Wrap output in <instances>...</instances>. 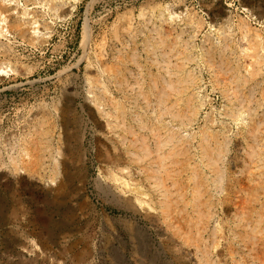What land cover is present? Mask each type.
Masks as SVG:
<instances>
[{
    "label": "rangeland",
    "instance_id": "rangeland-1",
    "mask_svg": "<svg viewBox=\"0 0 264 264\" xmlns=\"http://www.w3.org/2000/svg\"><path fill=\"white\" fill-rule=\"evenodd\" d=\"M5 1L17 4L21 14L16 18L26 22L25 27L36 25L38 33L35 36L32 29L24 35H0V264H264V232L256 233L259 245L245 242L264 213V0ZM10 24L15 29V23ZM158 32L187 51L192 60L173 55L171 67L196 77L189 92L206 103L193 124L184 127L165 115L166 124L180 128L184 136L199 134L208 123L220 139L228 135L222 137L228 143L219 162L226 191L212 188L216 206L202 215V237L196 230L186 235L175 219L165 221L158 207L139 206L141 212L133 214L98 189L101 180L125 198L135 196L123 182L108 177L111 171L118 173L106 162L108 154L124 147L115 135L118 131L107 126L103 103L107 96L115 97L125 107L129 125L135 112L143 115L147 109V114L156 115L151 107L143 110L133 103L136 92L126 91L119 75L131 68L133 49L147 74V48L155 44ZM152 71L158 72L157 67ZM244 76L250 82L239 88ZM136 123L131 124L138 130ZM253 124L255 136L248 135ZM250 151L257 154L249 157ZM235 157L237 171L231 167ZM201 168L211 176L207 167ZM67 170L73 191L58 188ZM132 171L137 178L136 166ZM232 171L241 182L231 195L237 206L226 194ZM130 186L135 187L131 181ZM202 250L206 257L200 256Z\"/></svg>",
    "mask_w": 264,
    "mask_h": 264
},
{
    "label": "bare ground",
    "instance_id": "bare-ground-1",
    "mask_svg": "<svg viewBox=\"0 0 264 264\" xmlns=\"http://www.w3.org/2000/svg\"><path fill=\"white\" fill-rule=\"evenodd\" d=\"M18 7H19V5H18ZM17 9H18L17 4L15 5L12 2H6L5 0H0V35H3L4 33H9V31H12V32L16 31V32L24 35L26 33L29 34L30 31H32V29H33L32 33L34 35L37 34L38 31H36L37 28L35 29L36 25H34L36 23V21L33 20L34 21V23H32L34 25L33 27H29V28L25 27L24 24L26 22H23V20L20 21L21 19L18 20L16 18V14L20 13L19 11H17ZM54 9H56V8H54ZM23 14L25 16L27 14L26 11L24 13H22L21 16H23ZM28 16H30V14ZM11 21L15 23V29H12L10 27ZM165 21H166V19H165ZM165 21H163V22H165ZM38 27H39V25H38ZM152 31H154V30H152ZM128 33H129V31H128ZM87 35L88 34H87V29H86L85 38L87 37ZM158 35H159V38L157 40H155V44L152 43L147 48L148 53H150L149 55H151L149 57V61L150 60L151 61L147 64L148 69L146 68L147 69V74H146L147 78H146V75L143 74V67L144 66L141 64L140 60L138 59L139 56L136 53L137 49L131 50V52H132L131 57L128 56L129 62H131V64H132L131 68H128V66H127L126 68H124V70L126 72H123L121 75H119L122 77V78L120 77L121 80L119 82L121 84H127V90L126 91L133 90L136 92V93L132 94L133 100L132 99L131 100L133 101V103L136 104L137 106H140V108H142L143 110L145 108L151 107L150 109H153L154 112L156 113V115L154 117H152L151 115L147 114V109L145 110V112H144L145 114H143V115H141L139 112L138 113L135 112L136 113L135 116H130L132 120H131L130 125H129L128 120H127L128 115L126 116L125 107L123 105H121L120 103L115 102L116 101L115 97H113V96H109V97L107 96L106 97L105 96L106 97L105 102L104 103L102 102L104 104V107H105V109H103L104 107L102 109L104 110L105 115L108 117V121H106L107 126H109L112 130L118 131L117 133L115 132V135L117 134V136L120 138V143L124 147V149H121V147L118 149L116 148L117 152L114 149L115 153L110 152V154H108L109 156H107L106 162L109 163L110 165H112L114 170H117V172H118V173H116L114 171H111L109 173L108 177L111 178V180H113L114 182H119V181L123 182V184H124L123 187L125 186L127 188V191L132 193V194L134 193L135 196L133 199L130 196H129L130 198H125L120 193L113 192L110 189V187H108V185L104 181H101V180H99L98 189L104 190L105 192H108L117 204H119L120 206H122L126 210L133 212V214L140 213L141 210L139 208H141L142 206H143L142 209H144V210H146L145 206H148L149 209H153V210H157L156 207H158V209L160 208L159 212H161L163 219L165 221L175 219L179 225H182L186 229V232H185L186 235L191 234L194 230H196V232L199 233L197 235L201 236L202 232L204 231V230H202V231L200 230V228L202 227V223L204 222L202 215H204V213L208 212V211H209L208 213H210L211 209L216 206V204L213 200L214 195L211 193L212 188L219 189V190H222V189L225 190L224 185H223L224 175H222L223 172H222L221 168L219 167V162L222 159L221 155L224 154L223 152L225 151L224 146H226V144L228 143V142L226 143L227 140L226 141H221V140H222V137H224V135H227V134H224L220 139L219 133L214 131V130H211L212 127L209 126L208 125L209 123L207 122L208 123L207 126L200 129L199 134L193 133V134H189V136H184L185 134H181L180 131H178L180 128L175 130L172 127H170L168 124H166L167 121L165 122V119H163L165 115H170L173 118V120L177 121L181 125H186L184 127H187L188 124H193V122L196 120V117L198 116L199 110L206 103L199 102V100L197 98L192 97L193 93L191 95V93L189 92L190 88L195 85L196 77H194L190 72L188 74H187V72L186 73L184 72L185 74H183L184 69L181 72V70L179 68L171 67L172 62H173L172 61L173 55H175V56L179 55V57L181 55V56H183L182 59L187 60L186 62L191 61L192 59L189 57L188 54H186L187 51L181 52L179 50V48H180L179 45H178L179 48H177V46H175L174 43L173 44H172V42L168 43L167 42L168 41V38H167L168 35L167 34H166L167 35L166 36L165 34H161V32L160 33L158 32ZM178 35H180V34H177V36ZM257 43H259V42L257 41ZM146 44H148V43H146ZM192 48H193V46H192ZM247 50L248 49H245V51H247ZM256 51H257V49H256ZM204 53H206V52H204ZM117 54H119V53H117ZM158 54H160V55H158ZM157 55L160 56L161 59ZM212 55L213 54H211V56ZM119 57H121V56H119ZM185 60H183V61L185 62ZM121 61H122V58H121ZM120 63H123V62H120ZM183 64L184 63H182V65ZM182 65L180 64V66H182ZM153 66L157 67L158 72L153 73V71H152ZM180 68H182V67H180ZM174 70H176V71H174ZM259 71H261V70H259ZM0 72H3V70L0 69ZM248 72H249V75H251L253 77V74H252L253 72L252 73H251V71H248ZM120 73L121 72H119V74ZM254 75H256V73H254ZM140 76H141V78H140ZM236 78L238 79V81L240 80L239 77H236ZM239 82L241 83L238 86L240 88L244 84L249 83L250 80L246 79L244 76V79H242V81H239ZM224 87L225 86H223V88ZM233 90H235V89L233 88ZM262 92H261V94H262ZM188 93H190V96ZM237 94L238 93H236L234 96H236L237 100H239L240 95L238 96ZM186 95H188V96H186ZM249 96H251V95H249ZM227 97H228V95H227ZM128 98H130V96ZM249 98L250 97H248V99ZM128 100H130V99H128ZM262 100H264V94H263ZM142 101L145 102L144 105H146V106H142L143 104L141 105ZM197 101H198V104H197ZM230 101H231V99H230ZM247 101H249V100H247ZM95 105H97V104H95ZM99 106H101V104ZM137 106H135V107H137ZM243 107H245V106H243ZM226 109H227V107H226ZM112 110H114L115 113L111 112ZM236 113H237V115L236 114H233V115H235V117L237 119H239L240 115H238V112H236ZM153 115H154V113H153ZM244 117H245V115H244ZM132 121L134 123L138 122V123H136V124H138V126H137L139 128L138 130L136 129V126H133L131 124ZM172 121H168V123L169 122L171 123ZM210 122L214 123V120L212 119ZM171 124H174V123L172 122ZM260 124L262 125V123H260ZM249 126H250V129L248 131V133H249L248 135H253V132H255L257 130V127L254 124L249 125ZM258 128H259V126H258ZM262 130L263 129H261V131ZM220 134H223V133L221 132ZM253 136H255V134ZM225 139H226V137H225ZM252 139H254V138H252ZM115 141L117 142V140H115ZM194 141H196V143H194ZM193 144H194V146H195V144H197L196 147L198 150H196V148H193ZM115 146H116V144H115ZM248 147L251 148L250 144H248ZM108 150H106V151L108 152ZM195 150L198 152H196ZM193 151H195V152L193 153ZM254 152H252V153H251V151L246 152V155L251 157V156H253L252 154H257V152H255V153ZM197 156L199 157V160L195 159ZM236 157L231 161V164H232L231 167L235 168V170L237 171L236 167L238 166V163H237ZM260 157H262V156H260ZM103 160H105V159H103ZM192 160H195V161L193 162ZM259 160H262V158ZM192 162H193V165L195 163L194 166L193 165L191 166ZM17 164H18V162H17ZM201 164L209 169L210 174H211L210 177H208L206 175V173L203 172V170L201 168ZM247 164H248V162H247ZM11 166H13V165H11ZM14 166H17V165L15 164ZM133 166H136V168L138 169L137 174H138V177H140L141 179L138 177L137 178L134 177L135 174L132 171ZM190 166H191V168H189ZM65 167H66V165H65ZM258 167L260 168V165ZM258 167H257V169H258ZM19 170H20V168H19ZM25 170H28V169H25ZM68 170L64 171L65 172L64 173L65 182L63 181L62 184L60 183L58 188L61 190V188L63 189V187L68 186L73 191L75 189V184H74V181H73L71 174L68 173ZM236 171H234V172L232 171L230 173L231 179L230 180L228 179L229 180V182H228L229 187L227 186L228 191L226 192V194L230 197V199L228 198V200L232 201L235 204V206H237V202H235V200H231V197H232L231 195H232V193H236V189L238 188L239 184H241L240 176L239 175L237 176ZM260 171H261V168H260ZM263 171H262V173H263ZM70 172L72 173L73 171H70ZM124 177L129 178L128 181L126 179H124ZM129 180L132 182V184L135 185L134 188H131ZM249 182L252 183L251 181H249ZM226 185H225V188H226ZM139 186H141V187H139ZM255 187H256V189H258L257 184H255ZM140 189H143V190H140ZM253 192H254V189H253ZM189 194H190V197H189ZM143 197H149L150 202L145 200ZM154 197L156 199L158 198V201H154ZM232 198H234V197H232ZM224 204H226V203H224ZM226 205H228V204H226ZM139 206H141V207H139ZM250 208H248V209H250ZM189 209L192 212H189ZM214 209H216V208H214ZM239 209H240V207H239ZM262 215H259V218L256 219L257 220L256 221L257 226L256 225L254 226L253 224H251V225H253V228L254 227H256V228L252 229V232L254 233L253 235L251 233L249 234V232L247 233V235L245 236L246 237V240H245L246 243H248V244L254 243V244L259 245L260 241H259V237L256 236V233L257 232H260V233L264 232V229L261 228L263 225L262 223L264 221V217ZM204 216H206V215H204ZM245 216H246V214H245ZM242 219H243V217H242ZM171 221H173V220H171ZM240 221H243V220H240ZM240 221H239V223H240ZM171 224H172V222H171ZM168 225H170V224H168ZM237 226H240V225H237ZM246 226H247V223H246ZM246 226L244 225V227H246ZM251 228H252V226H251ZM263 228H264V226H263ZM185 229H184V231H185ZM182 231L183 230L181 229L180 232H182ZM248 231H250V229H248ZM237 232L235 233V236H238ZM244 234L245 233H243V235ZM243 235H239V236H241L243 238ZM258 235H259V233H258ZM212 236H213V234H212ZM194 242H196V241L194 240ZM262 246H264V245H262ZM248 248H250V247L248 246ZM198 250H200V247H198ZM260 250H261V248H260ZM202 251H203L202 255H200V256L206 257L207 251L206 250L205 251L202 250ZM262 251H264V250H262ZM233 253H235L234 250H232V254ZM261 254H262V252H261ZM259 259H261V258H259ZM256 261L258 262L257 259H256ZM211 264H212V262H211Z\"/></svg>",
    "mask_w": 264,
    "mask_h": 264
}]
</instances>
